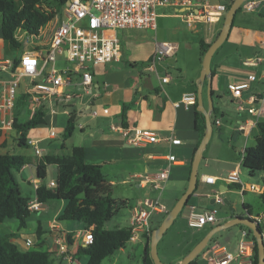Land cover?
<instances>
[{"label": "crops", "instance_id": "1", "mask_svg": "<svg viewBox=\"0 0 264 264\" xmlns=\"http://www.w3.org/2000/svg\"><path fill=\"white\" fill-rule=\"evenodd\" d=\"M163 1H165L164 4L158 5L157 7H165L169 4L167 0ZM184 1L174 0L172 3L176 9L174 18H180L181 14L187 13L191 9L183 4ZM210 1L214 3L213 0ZM216 1L215 3L228 5L231 0ZM263 4L264 0H261L260 5L262 8L257 12L262 17H264ZM192 11L195 12V8ZM242 13L246 14L249 12ZM59 16L60 20L58 18L56 22L46 28L48 23L44 26L45 30L42 34L39 32L40 40L36 48L25 51L18 57L11 58H5L0 53V59H19L22 55L29 52H37L42 56L45 48L50 43L54 29L66 18L63 8L60 10ZM221 20L216 23H192L191 25L193 26L189 25L191 32L189 38H186V41H181V43H174L173 45L176 47L174 54L171 57L159 60L155 56L157 47L161 43L157 42L155 30L123 29L112 32L120 42L121 58L116 62L87 64L84 66L85 70L89 71L92 75V85L88 92H85L84 88L79 84L81 69L76 72L75 66L67 61L65 54L57 56L55 67L59 61V63H63V67H56L58 70L68 69L71 71V84L62 88L64 94L70 95L71 97L65 104H55L54 109L56 113L54 115L50 114L49 106L43 102V123L28 132L27 140L37 142V146L42 150L43 157L69 155L73 147H82L85 151L86 162L100 166L103 175L108 179L111 192L114 193L118 187H122V190L129 193L135 190L138 195L136 198L137 202L147 197H159L162 202L161 196L163 195L165 196V200L170 204V208H172L188 186L192 160L201 141L199 131L195 124L194 114L196 107L189 106L186 108L181 103V99L185 94L194 93L197 95L196 79L200 75L201 59L197 60L196 65L188 70L186 67L184 68L182 65H178V55L181 53L182 43L199 45L200 41H203L205 44H211L221 30L223 24ZM231 32L232 30L227 39H229ZM258 35L264 41V33H257L245 28L241 24H237L230 40L233 46V53L240 48L239 43L241 41L252 45ZM0 37L2 39L1 25ZM261 45V48L255 51L252 57L247 52V48L242 51L244 55L238 54V57H235L232 62V75L221 80L217 85H214V80L217 77V67L215 69L213 68L215 75L211 80V89L213 90L212 98L214 107L218 108L220 95L217 92L219 88H222L234 104H241L244 106V109L239 110L237 108L238 114L232 119L231 127L233 136L231 141L235 143L229 148L223 146L220 151L221 154L216 153L213 148L209 152H205L204 149L197 171V186L188 205L182 211V218H185L184 216L189 206H194L198 210L215 209L217 211V223L215 226L223 224L232 218L230 211H220L219 207L225 201L231 200V197H229L230 192L228 191L231 189L228 186L236 184H226L218 180V178L226 176L232 171H236L240 178L242 166L240 163L235 162L234 153L240 154L245 147L252 146L247 145L251 133L247 135L239 132L237 129L238 124L256 118L258 121H264V62L258 65H248L250 60L264 56V42ZM236 46L237 48L235 49ZM173 58L174 61H172ZM153 61L155 71L149 69ZM162 64L174 67L178 75L172 76ZM253 68H256L257 71L254 72L252 70ZM165 76L169 77V81L162 84L161 79ZM249 76L255 77V80L250 83L249 90L242 94L240 100L232 99L227 91V85L230 83L247 82ZM0 78L7 80L9 76L6 72H0ZM206 83L205 81L202 90L205 107L207 106ZM251 98H253V101L249 102ZM248 108H254L259 113L258 117L249 114L247 112ZM23 116L25 120L31 118L29 116V107L21 117ZM211 117L212 113L210 115ZM221 119L222 114L220 115L219 113L214 119V129H221ZM69 120L72 121L74 131L69 137L65 138L63 136L64 130ZM216 120L220 123L218 127L215 126ZM117 126L148 129L154 131L160 140L155 144L132 146L126 142L124 137L112 129V127ZM51 130L55 133L54 137H50L49 135ZM235 132H237L236 135H234ZM15 137V134L12 135L10 132H0V154L10 153V149L18 145ZM168 138L179 139L181 143L179 145H171ZM14 152L13 154L22 155L27 159V163L17 173L19 174L20 181L23 183H19L21 189L28 196H33V187L35 185L38 186L40 183H44L49 186L51 182H55L56 176H54V168H51V176L48 179V169L51 166L54 167V165L47 167L46 178L40 181L37 178V164L40 159L35 153L33 152V156H26L20 148H17ZM169 155L175 157L173 162L167 159ZM164 168H168V179L159 195L152 188V183L146 181V177L153 176ZM206 177H214L216 178V182L214 184H208L204 182V178ZM262 177L263 180L264 173ZM245 185L247 186V184ZM246 192L247 190H244L243 193H240L244 196ZM216 196L220 197L222 201L217 202ZM245 204L249 206L252 215L249 216L243 208L246 215L237 216L246 217L248 215L249 217H255L264 215V211L253 214L251 206L247 203ZM63 207L64 202L62 201L41 203L40 209L31 212L30 215L32 221L36 224L34 232L20 231L18 225L17 232H11L4 236L13 235L9 238V241L23 252L45 247V250L51 253L52 264H85L87 261L86 256L81 257L77 254V251L81 245L84 246L82 243L84 232L86 230H92L94 225H89L86 228L82 222L59 221L58 216ZM132 210L133 207H130L127 221L128 225L126 227L131 226ZM166 214H154L152 228H156L159 225L156 219ZM53 220L57 221L56 229L54 230L51 229V222ZM212 227L208 226L207 230H204L205 227L196 229L202 231V233L197 241L193 243V247ZM118 228L124 227H116L114 229ZM242 230L244 229L239 228L238 230L232 229L216 233L212 237V241H209L210 244L208 243L209 245H207V253L214 245H219L224 247L228 252L235 253ZM56 232L60 233L65 241H67L68 236L72 238L78 235L77 238H74L75 243L69 246L67 255L57 253V244L54 241ZM234 235L236 240L232 244L230 240ZM145 245L146 239L144 238V234L140 233L136 237L131 238L126 246L118 250V252L126 253V247L130 251H137L136 247H141L138 250L140 256L138 264H144ZM184 256L179 255L178 257H174V260L168 261L166 264H179ZM203 257V260L200 259V264L202 261H205L202 264H209L206 254H203ZM232 264H236V262Z\"/></svg>", "mask_w": 264, "mask_h": 264}, {"label": "built area", "instance_id": "2", "mask_svg": "<svg viewBox=\"0 0 264 264\" xmlns=\"http://www.w3.org/2000/svg\"><path fill=\"white\" fill-rule=\"evenodd\" d=\"M165 1L157 0H67L63 9L65 11V20L54 29L51 40L44 54L37 52H29L22 55L17 64L11 59H0V72H6L9 76L7 80L0 78V132L13 131L14 115L13 108L17 96V89L23 78L28 79V85L25 87L24 93L27 96L29 106V116L42 108L43 102L49 106L51 115L56 113L54 106L56 103L65 104L70 99V95H65L63 87L71 84V71L68 69L58 70L55 67L57 56L65 54L68 62L75 66V71L81 69V78L79 84L84 88L85 92L89 91L92 85V75L85 70L87 64H106L109 62L119 61L121 58V45L117 37L112 32L123 29L135 30H156V7L163 5ZM261 0H246L240 5L242 12H251L257 8ZM185 6L191 8L187 13L181 14L180 18L188 26L194 22L216 23L221 20L226 11V5L221 3H212L210 0H185ZM195 8V12L192 11ZM176 47L170 43L159 44L156 50L155 58L157 60L171 57ZM264 62V56L254 58L248 62V65H258ZM149 69L155 71L154 61L150 64ZM39 80V82H37ZM255 80L254 76H249L247 82L230 83L227 85V91L232 99L240 100L242 94L249 90L250 83ZM169 81V77L165 76L161 79V83L165 84ZM253 98L249 99L252 102ZM181 103L188 108L197 104V98L194 93L185 94ZM243 106L239 104V110H243ZM247 112L258 117V112L254 108H248ZM258 120H248L238 124V131L249 135L256 128ZM219 121H215V126H219ZM112 129L125 138L126 142L132 146H143L147 144H155L160 138L151 130L141 128H131L117 126ZM50 137H54L53 130L49 133ZM171 145H179L181 142L176 138H168ZM33 146L35 155L41 159L43 157L42 150L37 146L36 141H28ZM244 150L240 152L241 164ZM167 159L173 162V155L167 156ZM168 179V168H164L154 174L147 176L146 181L152 183V188L160 195L165 183ZM218 180L226 184H236L239 186L241 193L244 190H252L257 193L263 192V186L245 185L241 183L239 175L236 171L228 173L226 176L218 178ZM204 182L214 184L216 178L206 177ZM54 182L49 184L53 187ZM36 188L33 187L34 194L28 203L30 212L40 209L41 203L36 198ZM216 201L221 202V198L216 196ZM168 212L166 206L160 201L159 197L144 198L139 200L132 210L130 227L131 238L138 234L151 235L152 222L151 216L154 214H166ZM217 211L215 209L198 210L194 206H189L185 213V219L190 228L201 229L205 226H215L217 223ZM258 225L264 222V215L250 217ZM51 229H56L57 221L53 220ZM63 236L56 232L54 241L57 244V253L67 255L69 246ZM264 241V233H262ZM93 242L91 230L84 232L82 243L84 246ZM254 242L248 237L247 231L242 230L235 253L228 252L224 247L214 245L209 250V264H252Z\"/></svg>", "mask_w": 264, "mask_h": 264}, {"label": "trees", "instance_id": "3", "mask_svg": "<svg viewBox=\"0 0 264 264\" xmlns=\"http://www.w3.org/2000/svg\"><path fill=\"white\" fill-rule=\"evenodd\" d=\"M43 1L48 2V0H21V6L17 8L14 0H0V25L3 41L18 47L19 43L15 37L18 30H23L31 36H38L41 28L50 23L67 2V0H55L57 7L44 11L40 7ZM232 2L233 0L226 5V11ZM238 13H242L240 8L234 15L230 31L235 24ZM209 46L210 44L200 41L201 59ZM17 62L18 59H14V63L17 64ZM211 72L213 77L215 70L211 68ZM211 94H213L212 89ZM28 107L26 94L24 92L17 93L13 108V132L15 133L17 144L25 148L29 146L26 135L31 129L43 123L44 116L42 107L30 119L21 121V116ZM195 107H197V104ZM219 113V109L214 107L211 117L212 125H214V119ZM194 115L196 128L199 131L201 140L206 128L205 118L197 110H195ZM255 130L257 131L255 145L244 148L241 161V166L252 177L258 172L264 173V121H258ZM73 131L74 126L72 121L69 120L63 136L67 138ZM26 163L27 159L22 155L13 153L0 154V225L10 219L18 222L19 229L25 228L27 225V220L31 215L28 203L32 197L21 189L16 177V173ZM51 165L56 166L57 169L54 186L49 187L44 183H40L36 188L37 200L40 203H48L50 201L64 202V207L58 216L59 221L82 222L86 228L89 225H94L91 230L93 236L92 244L81 245L77 254L86 256L87 261L85 264H101L104 259L113 256L118 250L124 248L131 239V227L107 229L104 226L121 208L127 205V201L116 200L110 196L111 189L108 185V179L103 175L100 166L86 162L85 151L82 147H73L69 155L42 157L37 164V178L40 181L46 178V169ZM262 186L263 192L259 194V198L264 204V179L262 180ZM228 188L239 190L237 185H230ZM242 206L249 216L252 215L249 206L245 203ZM182 211L179 215L182 214ZM238 226L246 230L248 237L254 242L252 264H257V246L253 234L247 227ZM259 228L264 233V227L259 225ZM11 236L13 235H0V264H52L50 252L43 249L20 251L15 244L9 241ZM150 237L151 235H144L146 239L143 257L144 264H153L149 254ZM67 241L68 244H72L70 236L67 237ZM207 249L208 246L202 253ZM201 254L189 264H200Z\"/></svg>", "mask_w": 264, "mask_h": 264}, {"label": "rangeland", "instance_id": "4", "mask_svg": "<svg viewBox=\"0 0 264 264\" xmlns=\"http://www.w3.org/2000/svg\"><path fill=\"white\" fill-rule=\"evenodd\" d=\"M15 5L17 8L21 6V0H14ZM157 1H163V0H157ZM169 2L168 5L165 7H156L155 11L157 14L156 19V38L157 42L159 43H181V41H186V38H189L190 27L183 22L180 18H174V14H176V9L173 6L174 0H167ZM213 2H217L216 0H213ZM230 3V2H229ZM264 5V4H263ZM44 11H47L49 9H53L57 7L55 0H48V2L43 1L40 6ZM262 6L256 8L255 10L243 14L238 13L235 19V24L232 28V32L230 34L229 39L225 41L214 53L212 60H211V67L212 69L216 68L217 77L214 80V85H217L220 83L221 80H224L225 78L232 75L231 72V66L232 62L234 61L235 57H238V54H242V51L246 50L249 53V55H253L255 51H258L259 48H261V43L264 42L261 38V36H257L255 42L253 41L252 45L250 43H246L244 41H241L239 43L240 48L235 50L233 53L231 45V36L233 35V31L237 24H241L245 28L255 31V32H261L264 33V17L260 16L257 12L261 10ZM60 20L59 14L46 26L50 27L56 20ZM223 19L221 20V23H223ZM1 20V16H0ZM1 23V22H0ZM193 26V25H190ZM220 26V25H219ZM200 27V26H197ZM45 30V27L41 29L40 34ZM16 40L19 43L18 47H14L10 45L9 43L3 41L0 37V53H2L3 57L5 58H11V57H18L20 54L24 53L25 51L34 49L38 46L40 35L37 36H31L28 35L23 30H18L16 32ZM181 53L178 55L179 57V64L182 65V67H186V69L190 70L191 67H194L196 65L197 60H200V50L198 44H185L182 43L181 45ZM238 46V47H239ZM237 46L235 47V49ZM203 59V57H202ZM202 59H201V68H202ZM171 60V59H169ZM174 61V58L172 59ZM69 65V64H67ZM177 65V64H176ZM162 66L167 70L168 73H170L172 76L178 75L177 71L174 70V67H170L166 64H162ZM57 68L63 67V63L57 62L56 65ZM241 67V66H239ZM157 69V68H156ZM254 72L257 71L256 68L252 69ZM201 71V70H200ZM39 82V80H37ZM207 84V83H206ZM28 85V79L23 78L20 81V87L17 89V93L22 92L25 90V87ZM220 95L218 109L220 111V115L222 114V127L220 130L212 129V135L205 147V152H209L212 148L216 153L221 154V150L223 146L230 147L235 142L231 141L233 136L232 131V119H234L237 114L239 108V104H234L229 97L226 95L225 91L222 88L218 89L217 92ZM244 107V106H243ZM25 120V117H21V121ZM229 127V129H228ZM221 133V134H220ZM10 134L14 135L15 133L12 131ZM257 134L256 130H253L251 132V135L249 137L247 145H255V136ZM28 135V134H27ZM26 135V138H28ZM20 148L22 153L26 154V156H33V146L29 145L28 147H20L18 145H15L14 148L10 149V153H15L14 151ZM14 150V151H13ZM235 162L239 164L240 155L234 153ZM51 168H54V176H56V168L49 167L48 169V179H50L51 176ZM263 173L258 172L255 174V176H250L246 169L241 167L240 170V181L243 184L247 185H262V177ZM17 180L20 184H23L20 181L19 174L16 173ZM230 192L229 197H231V200L227 201V204L223 203L219 209L220 211L229 212L230 209L234 210L235 215H246L243 210V203H247L251 206L252 213L258 214L262 211H264L263 207L264 204L261 202L259 198V194L257 192H254L252 190H247L246 195H242L238 190L231 189L228 190ZM158 194V193H157ZM163 194V193H162ZM110 196L112 198H116L117 200L123 199L127 201V205L123 208H121L118 213L107 223H105L106 228L114 229L116 227H126L128 225V216L130 212V207H135L137 204L136 198L138 197L137 192L134 190L132 192H125L122 190V187H118L114 193L111 192ZM144 198V197H143ZM163 204L166 206L167 210L169 211L170 204L165 200V196H161ZM136 201V202H135ZM218 206V205H217ZM221 214V213H219ZM154 215L151 216L150 220L152 222V219ZM165 216L159 217L156 220L160 224ZM35 222L32 221V217H29L27 220V225L25 228L19 229L23 232H34L35 230ZM261 226L264 227V222L261 223ZM240 227L238 225L230 227L226 230H238ZM208 226H205L204 230H207ZM226 230H223L224 232ZM18 231V224L17 221L14 219L6 220L4 223L0 225V235L4 236L5 234H10L11 232H17ZM220 231V232H223ZM202 231L192 229L188 226L187 220L185 218H182L181 215H178V217L175 219L173 224L170 226V228L166 231V233L163 235L161 240L159 241L157 245V252L158 257L160 261L164 264H166L168 261L174 260V257H178L179 255H186L188 251H190L193 248V243L197 241ZM235 235L231 238L230 242L232 244L235 243ZM227 243V242H223ZM229 243V242H228ZM137 251H130L129 248H125L126 253H119L118 251L111 257H108L102 261L101 264H138L139 262V249L141 247H136ZM43 250L46 248L43 247ZM203 254H206L207 257H209V254L207 251L201 254L200 259L203 260ZM81 257H84V254H80ZM79 259H81L79 257ZM205 261H202L204 263Z\"/></svg>", "mask_w": 264, "mask_h": 264}, {"label": "water", "instance_id": "5", "mask_svg": "<svg viewBox=\"0 0 264 264\" xmlns=\"http://www.w3.org/2000/svg\"><path fill=\"white\" fill-rule=\"evenodd\" d=\"M244 1L246 0H233V2L230 4L227 12L224 15L223 24L217 38L210 44L209 48L207 49V51L203 56L200 75L196 79V85H197L196 110L204 115L205 127H206L205 133L195 151L191 165L189 182L185 192L176 201L174 206L167 212L161 223L151 233L150 243H149V248H150L149 254H150V258L153 261V264H164L160 261L158 257L157 245L161 240V238L163 237V235L166 233V231L170 228V226L173 224L175 219L178 217L182 209L187 205L189 197L192 195V193L196 188L198 166L202 158L203 151L211 137L212 129H213L212 121L210 118V115L214 109V101L211 94V80H212L211 60L216 50L228 38L233 23L234 15ZM205 81L207 82L206 107L204 106L203 95H202L203 84ZM236 134L237 132H235L234 135ZM225 204H227V201H225ZM230 215L232 216V218L229 221L217 226H213L205 234V236L182 258L179 264H189L198 255H200L203 252V250H205L209 241L216 233L236 225H243L252 232L253 238L257 246V264H264V241L262 238V232L259 228V225L256 222H254L248 215L246 217L235 215L233 209H230Z\"/></svg>", "mask_w": 264, "mask_h": 264}]
</instances>
